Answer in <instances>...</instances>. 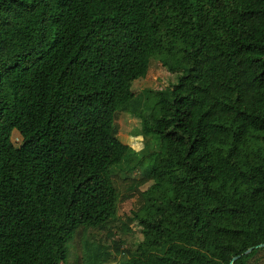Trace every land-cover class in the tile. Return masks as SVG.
Masks as SVG:
<instances>
[{
    "label": "trees",
    "instance_id": "1",
    "mask_svg": "<svg viewBox=\"0 0 264 264\" xmlns=\"http://www.w3.org/2000/svg\"><path fill=\"white\" fill-rule=\"evenodd\" d=\"M152 59L176 83L135 94ZM121 112L158 146L140 178L113 172ZM135 197V249L95 245ZM259 245L264 0H0V264H264Z\"/></svg>",
    "mask_w": 264,
    "mask_h": 264
},
{
    "label": "rangeland",
    "instance_id": "2",
    "mask_svg": "<svg viewBox=\"0 0 264 264\" xmlns=\"http://www.w3.org/2000/svg\"><path fill=\"white\" fill-rule=\"evenodd\" d=\"M176 80L177 76L175 74L168 72L158 60L152 59L147 75L133 83L132 91L135 94H139L145 89L159 91L175 84ZM149 104H152V97L149 100ZM116 124L119 129L118 138L123 144L128 146L129 151L122 161V164L116 167L113 172L122 178H140L141 171L136 169L131 172L130 168L136 165L147 153L157 152L158 146L151 134L142 128V118L140 115L132 116L128 113L121 112L117 116ZM20 141L19 133L14 131L12 134L13 144L17 145ZM147 188L148 185L143 186L141 190L144 191ZM138 206L137 197L120 203L116 220L113 222L114 224L111 225L109 230H91V241L95 245L100 243L112 247L113 250L118 246L120 252L125 250L132 252L136 244L142 240V234L140 233V229L134 224L129 226V229L132 231H125L121 223L128 217H131L132 211L136 210ZM127 258V254H116L110 264H123V261Z\"/></svg>",
    "mask_w": 264,
    "mask_h": 264
},
{
    "label": "water",
    "instance_id": "3",
    "mask_svg": "<svg viewBox=\"0 0 264 264\" xmlns=\"http://www.w3.org/2000/svg\"><path fill=\"white\" fill-rule=\"evenodd\" d=\"M261 247H264V245H259V246H256V247L249 248L244 254H249V253H251L254 249H256V248H261ZM237 258H239V257H237ZM237 258H234V259L231 261L230 264H233V262H234Z\"/></svg>",
    "mask_w": 264,
    "mask_h": 264
}]
</instances>
